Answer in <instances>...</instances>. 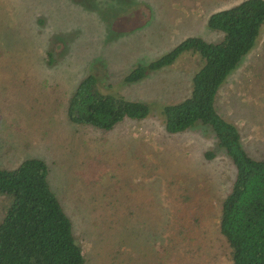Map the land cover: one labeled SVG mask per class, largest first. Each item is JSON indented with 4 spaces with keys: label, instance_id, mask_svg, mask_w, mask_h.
<instances>
[{
    "label": "rangeland",
    "instance_id": "374dc122",
    "mask_svg": "<svg viewBox=\"0 0 264 264\" xmlns=\"http://www.w3.org/2000/svg\"><path fill=\"white\" fill-rule=\"evenodd\" d=\"M240 1L0 0V167L43 160L85 264H230L217 221L232 162L208 126L167 134L159 113L188 95L200 59L184 52L122 78L186 37L220 41L206 19ZM89 73L101 91L146 103L147 117L106 132L69 122L68 97ZM214 108L264 158V25Z\"/></svg>",
    "mask_w": 264,
    "mask_h": 264
},
{
    "label": "trees",
    "instance_id": "16d2710c",
    "mask_svg": "<svg viewBox=\"0 0 264 264\" xmlns=\"http://www.w3.org/2000/svg\"><path fill=\"white\" fill-rule=\"evenodd\" d=\"M264 25V0H241L206 19L219 31L218 42L189 36L147 64L133 67L123 82L133 83L150 71L171 65L182 53L200 59L190 78L186 97L159 107L163 130L177 134L195 123L208 126L230 159L234 174L221 200L218 233L229 248L230 264H264V158L250 157L243 149L236 126L214 108L220 85L241 58L256 44ZM146 103L101 91L96 77L86 74L68 97L69 122L109 131L123 120L147 117ZM206 158L212 154L206 152ZM0 264H85L71 221L47 182V167L39 158H26L13 168L0 167Z\"/></svg>",
    "mask_w": 264,
    "mask_h": 264
}]
</instances>
